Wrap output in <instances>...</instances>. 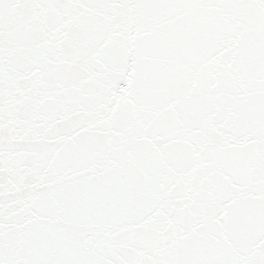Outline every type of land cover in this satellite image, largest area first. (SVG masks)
<instances>
[{"label":"snow or ice","instance_id":"1","mask_svg":"<svg viewBox=\"0 0 264 264\" xmlns=\"http://www.w3.org/2000/svg\"><path fill=\"white\" fill-rule=\"evenodd\" d=\"M0 264H264V0H0Z\"/></svg>","mask_w":264,"mask_h":264}]
</instances>
